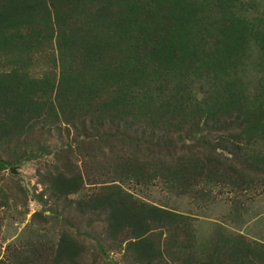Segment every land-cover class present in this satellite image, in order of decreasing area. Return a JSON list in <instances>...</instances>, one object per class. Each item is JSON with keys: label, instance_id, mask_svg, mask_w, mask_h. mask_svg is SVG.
Masks as SVG:
<instances>
[{"label": "trees", "instance_id": "obj_1", "mask_svg": "<svg viewBox=\"0 0 264 264\" xmlns=\"http://www.w3.org/2000/svg\"><path fill=\"white\" fill-rule=\"evenodd\" d=\"M254 4L0 0V171L19 160L9 152L35 153V136L72 132L82 163L48 168L30 198L44 206V196L98 187L77 211L103 223L94 240L110 264L119 263L106 248L125 264H264V242L218 224L200 238L190 215L124 188L159 183L199 202L227 188L239 195L235 221L264 193V74L248 76L254 64L264 72V17L244 11ZM39 56L49 69L35 74ZM27 192L0 174V264H85L67 230L4 245L6 218L18 204L28 211Z\"/></svg>", "mask_w": 264, "mask_h": 264}, {"label": "rangeland", "instance_id": "obj_2", "mask_svg": "<svg viewBox=\"0 0 264 264\" xmlns=\"http://www.w3.org/2000/svg\"><path fill=\"white\" fill-rule=\"evenodd\" d=\"M244 11L250 16L259 15L264 17V0H255L254 6H246ZM47 69H49L48 65L46 62L44 64V59L40 56L34 59L30 66V71L35 74H42ZM262 70L256 64L251 65L249 66L248 76L255 80L263 76L264 72ZM72 135V132L67 134L64 130L51 129L34 137L33 149L35 153L30 154V157L22 156L23 150H13L8 155L3 156L11 161L19 159L18 162L10 164L8 168L2 169L0 174L11 179L14 185L27 189L28 211L20 215L21 204H18L17 209L12 212L10 210V214H8L2 228L1 237L5 245L8 242H27L35 236L37 231L48 237L50 234L55 235L61 230H67L84 247L85 264H110L97 251L94 240V236L97 238L103 237V223L98 215L81 217L79 211H77V204L80 199L92 195L98 187L93 184H85L78 193L69 195L59 201L44 196L46 201L44 206L30 198L33 194L43 191L44 186L40 181L44 178V172L48 168L56 165L65 169L69 162L82 163L83 158L78 143L73 142ZM11 167L15 168V173L10 171ZM124 188L143 201L190 215L194 218L193 222L198 228L200 238L208 237L215 228L214 226L218 224L228 231L239 232L264 242V193L251 201L244 197L247 198L244 202L246 211L241 221H235L231 217L235 196L227 188H211V196L205 201L201 200V202L190 196H178L159 183L147 185L126 183ZM238 196L235 198L236 201L239 198ZM21 198L20 196L18 200H22ZM35 212H39L41 215L33 218ZM84 232L90 233L91 236L84 234ZM106 254L113 261L125 264L119 251L106 248Z\"/></svg>", "mask_w": 264, "mask_h": 264}, {"label": "water", "instance_id": "obj_3", "mask_svg": "<svg viewBox=\"0 0 264 264\" xmlns=\"http://www.w3.org/2000/svg\"><path fill=\"white\" fill-rule=\"evenodd\" d=\"M10 171H11L12 173H15V172H16L14 167H11V168H10Z\"/></svg>", "mask_w": 264, "mask_h": 264}]
</instances>
